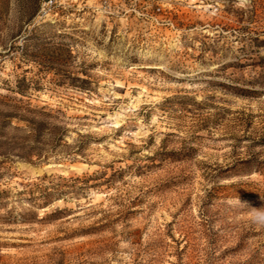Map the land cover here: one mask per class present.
<instances>
[{
  "label": "rangeland",
  "instance_id": "obj_1",
  "mask_svg": "<svg viewBox=\"0 0 264 264\" xmlns=\"http://www.w3.org/2000/svg\"><path fill=\"white\" fill-rule=\"evenodd\" d=\"M41 2L0 0V264H264V0Z\"/></svg>",
  "mask_w": 264,
  "mask_h": 264
},
{
  "label": "built area",
  "instance_id": "obj_2",
  "mask_svg": "<svg viewBox=\"0 0 264 264\" xmlns=\"http://www.w3.org/2000/svg\"><path fill=\"white\" fill-rule=\"evenodd\" d=\"M77 0H42L38 18L41 20H54L62 10H66ZM94 8L112 13V11H136V4H147V0H95ZM126 8V9H125ZM160 11L161 8H158Z\"/></svg>",
  "mask_w": 264,
  "mask_h": 264
},
{
  "label": "clouds",
  "instance_id": "obj_3",
  "mask_svg": "<svg viewBox=\"0 0 264 264\" xmlns=\"http://www.w3.org/2000/svg\"><path fill=\"white\" fill-rule=\"evenodd\" d=\"M257 219H260L262 222H264V217H257Z\"/></svg>",
  "mask_w": 264,
  "mask_h": 264
}]
</instances>
